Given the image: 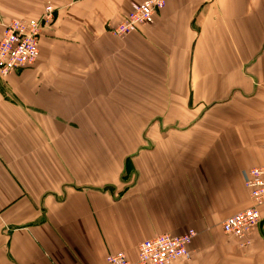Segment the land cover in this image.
Segmentation results:
<instances>
[{
	"label": "crops",
	"instance_id": "obj_1",
	"mask_svg": "<svg viewBox=\"0 0 264 264\" xmlns=\"http://www.w3.org/2000/svg\"><path fill=\"white\" fill-rule=\"evenodd\" d=\"M139 1L0 0V39L54 8L35 63L0 78V264L137 259L189 229L173 264H264V205L247 239L222 227L264 163V0H168L113 35Z\"/></svg>",
	"mask_w": 264,
	"mask_h": 264
},
{
	"label": "built area",
	"instance_id": "obj_2",
	"mask_svg": "<svg viewBox=\"0 0 264 264\" xmlns=\"http://www.w3.org/2000/svg\"><path fill=\"white\" fill-rule=\"evenodd\" d=\"M168 0H144L132 3L128 15L110 31L115 36L126 35L141 25L151 24L157 12ZM54 18V8L48 5L38 18H13L5 24L0 39V76L32 64L39 52L41 31ZM249 189L252 205L228 216L222 224L228 235L247 239L260 220V206L264 205V163L242 172ZM196 231L190 229L182 234L160 233L142 241L138 258L131 259L125 251L110 253L107 264H173L191 256L192 239Z\"/></svg>",
	"mask_w": 264,
	"mask_h": 264
},
{
	"label": "rangeland",
	"instance_id": "obj_3",
	"mask_svg": "<svg viewBox=\"0 0 264 264\" xmlns=\"http://www.w3.org/2000/svg\"><path fill=\"white\" fill-rule=\"evenodd\" d=\"M140 2V1H139ZM134 3V2H133ZM132 7V6H131ZM9 22V21H8ZM7 22V23H8ZM131 33H133V31H131V32H128L126 35H128V34H131ZM124 36V35H123ZM39 44H40V40H39ZM40 46V45H39ZM39 55H40V52H39V54H38V56H37V58H36V60L38 59V57H39ZM35 60V61H36ZM35 61L32 63V64H34L35 63ZM32 64H30V65H32ZM30 65H28V66H30ZM28 66H26V67H28ZM22 68H25V67H22ZM16 72V71H15ZM12 73H14V72H12ZM11 73V74H12ZM10 75V74H9ZM9 75H7V76H4V77H2V76H0V78H6V77H8ZM157 122H159L156 118L155 119H153V120H151L150 121V124L151 125H156V123ZM165 123L167 124V125H165L166 127H170L171 125H174V123H176L175 125H177V122L176 121H169V120H167V121H165ZM164 126V127H165ZM146 127H147V124H146ZM182 127V126H181ZM183 128V127H182ZM145 143H147V142H145ZM126 155V154H125ZM127 158V157H126ZM127 160H128V163H127V166H129V161H130V157L129 158H127ZM250 168H252V167H250ZM250 168H248V169H250ZM248 169H245V170H248ZM126 174H128V175H135V173H133V172H131V171H128L127 173H126V171H125V173H124V177L126 176ZM245 184V183H244ZM64 187H65V184L63 185ZM245 187L248 189V187L246 186V184H245ZM64 189V188H63ZM249 190V189H248ZM263 206V205H262ZM262 206H260V208L262 207ZM260 210V209H259ZM261 213V212H260ZM190 230V229H189ZM196 235H197V233H196ZM192 241H193V239H192ZM191 257V256H190ZM190 257H188V259H181V260H179V261H184V260H189L190 259Z\"/></svg>",
	"mask_w": 264,
	"mask_h": 264
},
{
	"label": "bare ground",
	"instance_id": "obj_4",
	"mask_svg": "<svg viewBox=\"0 0 264 264\" xmlns=\"http://www.w3.org/2000/svg\"><path fill=\"white\" fill-rule=\"evenodd\" d=\"M135 29H133V31H134Z\"/></svg>",
	"mask_w": 264,
	"mask_h": 264
}]
</instances>
